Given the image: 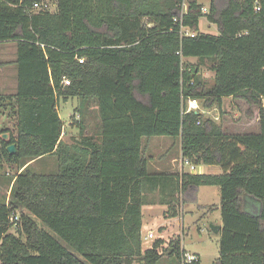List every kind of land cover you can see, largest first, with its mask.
Instances as JSON below:
<instances>
[{
	"label": "trees",
	"instance_id": "1",
	"mask_svg": "<svg viewBox=\"0 0 264 264\" xmlns=\"http://www.w3.org/2000/svg\"><path fill=\"white\" fill-rule=\"evenodd\" d=\"M34 2L44 1L0 0V42L16 46L0 62L16 66L15 92L0 94L16 130L0 138V170L19 169L0 202V264H181L179 235L141 249V207L157 192L178 216L203 185L219 189L215 264H264V0H56L54 12ZM201 16L217 35L199 30ZM69 97L80 102V139L66 143L57 103ZM225 97L257 108V132L229 133L184 111L188 98L210 107ZM87 105L98 110L97 140L84 135ZM155 136L180 140L183 160L219 172H150L142 139ZM49 154L55 172L31 168Z\"/></svg>",
	"mask_w": 264,
	"mask_h": 264
},
{
	"label": "rangeland",
	"instance_id": "2",
	"mask_svg": "<svg viewBox=\"0 0 264 264\" xmlns=\"http://www.w3.org/2000/svg\"><path fill=\"white\" fill-rule=\"evenodd\" d=\"M47 5L49 11L54 12L56 8V0H42ZM207 3V0H199ZM199 30L201 32L217 35V27L215 24L209 23L204 16L199 18ZM16 56V46L13 41L0 42V62L12 61ZM187 62L195 64V58L186 59ZM200 73L207 86L213 82V72L208 68L207 64L200 65ZM14 83V85L12 84ZM14 86V87H13ZM16 87V66L14 64L0 65V94H13ZM201 113L203 117L211 119L217 118L222 128L229 133H245L257 132L258 110L255 106L248 105L244 100L225 97L221 106L214 104L205 107L199 101ZM264 106V99L262 100ZM80 102L77 97H69L64 101L59 98L57 109L59 117L63 122V132L61 139L70 143L80 139L78 120L80 119ZM216 121V120H215ZM84 133L96 136L100 129V119L96 106L87 105L83 114ZM14 119L6 116V111L0 113V138L8 139L10 135L15 134ZM6 134V138L3 135ZM98 139L97 137H95ZM143 154L148 158V170L155 172L156 166L161 170L168 168L166 152L169 155L176 156L179 160L178 140L168 136H155L142 139ZM153 163V164H152ZM180 165V163H178ZM205 171L216 172L219 167L208 165ZM190 164L183 162L185 172H190ZM31 168L40 173H53L57 170V160L54 154L45 155L41 160L31 163ZM169 170V169H168ZM180 169L178 168V171ZM198 167H196V170ZM19 169L16 165L4 164L0 170V202L7 200L10 189V178ZM157 193V192H156ZM151 198L157 202L158 195L152 193ZM196 202L186 204L182 208V212L175 217H169L166 205L157 202L155 206L143 205L142 213V229H141V249L150 247L153 241L162 239L166 244L171 237L179 235L183 249L187 254H195L199 258L200 264H215L216 258L219 256V233H215L210 225H221V214L219 209V189L215 185L200 186L196 193ZM246 200V198L244 199ZM248 201V199L246 200ZM251 204V203H250ZM19 216V210L16 211ZM41 227L46 229L58 242L66 246L70 251L75 253L67 244L58 237L53 231L49 230L41 222ZM14 232V228H11ZM148 232L153 233V238H148ZM78 255L77 253H75ZM80 256V255H78ZM157 264H171L165 260V257ZM177 264V263H173Z\"/></svg>",
	"mask_w": 264,
	"mask_h": 264
},
{
	"label": "built area",
	"instance_id": "3",
	"mask_svg": "<svg viewBox=\"0 0 264 264\" xmlns=\"http://www.w3.org/2000/svg\"><path fill=\"white\" fill-rule=\"evenodd\" d=\"M32 9L33 10L43 9V10L49 11L48 8H47V5L44 2H34L32 4ZM201 11H202V13H205L207 11V8L206 7H203ZM180 28H181L180 29V33L189 34L191 36L194 35V32H189L188 29H186L185 27L181 26ZM79 61H82V60L80 59ZM263 99L264 98H262V100ZM193 110L200 112L201 111L200 103H199V101L197 99L188 98L186 100V102H185V109H184V111L185 112H189V111H193ZM184 162L187 163L188 161L184 160ZM189 168H190V171H193L194 172L195 165L190 164V167ZM12 219L13 220H16L17 219V215L15 214ZM147 237L148 238H153V233L152 232H148ZM181 246H182V243H181ZM182 248H183V246H182ZM197 258H198V256L195 255V254L192 255V254L184 253V257H183V259L181 261V264H183L184 262H190L192 260H196Z\"/></svg>",
	"mask_w": 264,
	"mask_h": 264
},
{
	"label": "crops",
	"instance_id": "4",
	"mask_svg": "<svg viewBox=\"0 0 264 264\" xmlns=\"http://www.w3.org/2000/svg\"><path fill=\"white\" fill-rule=\"evenodd\" d=\"M14 85V83H12ZM14 87V86H13ZM16 89V87L14 88V90ZM224 99V98H223ZM222 99V100H223ZM214 120H218L217 118H213ZM218 122V121H217ZM224 128V127H223ZM99 130L97 131L96 133V136H93L95 140H97L95 137H97V135H99ZM84 135H87V133H84ZM99 137V136H98ZM178 148H179V160L176 156H173V155H169L170 152H166V159H167V164H168V168L166 170H161L159 167H155L153 169H155L156 171L155 172H160V171H169V172H181V171H184L183 169V162L184 160L182 159L181 155H180V140H178ZM43 158V157H42ZM42 158H39V159H36V160H33L31 161L30 163H35L36 161H39L41 160ZM180 163V165L178 164ZM153 164V163H152ZM196 167H198V170H196ZM206 167H209L208 165H195V170L194 172L193 171H190V173H207L205 171ZM178 168L180 169L178 171ZM169 169V170H168ZM218 172V169H216V172H208V173H217ZM156 195H158L156 192H155ZM151 195V194H150ZM149 199H150V204H144V205H150V206H155L157 205L155 202V200H152L151 196H149ZM164 205V204H163Z\"/></svg>",
	"mask_w": 264,
	"mask_h": 264
},
{
	"label": "water",
	"instance_id": "5",
	"mask_svg": "<svg viewBox=\"0 0 264 264\" xmlns=\"http://www.w3.org/2000/svg\"><path fill=\"white\" fill-rule=\"evenodd\" d=\"M6 136H7V135L4 134V135H3V138H6ZM6 150H7L8 154H10V155L14 154V152H15V144H10L9 146L6 147ZM251 211H252V213H254V214H257V212H258V206L256 205L255 202H253V203L251 204ZM220 227H221L220 225H217V226L210 225V228H211L215 233H217V232L219 231Z\"/></svg>",
	"mask_w": 264,
	"mask_h": 264
}]
</instances>
